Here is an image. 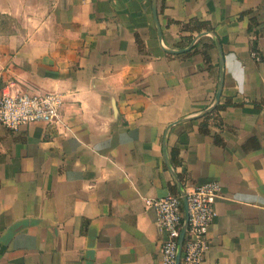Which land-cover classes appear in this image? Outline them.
<instances>
[{
  "label": "crops",
  "instance_id": "1",
  "mask_svg": "<svg viewBox=\"0 0 264 264\" xmlns=\"http://www.w3.org/2000/svg\"><path fill=\"white\" fill-rule=\"evenodd\" d=\"M152 4L0 0V95L67 94V128L0 124V264H161L146 200L180 195L176 179L221 189L203 264H264V0H158L162 40ZM194 22L225 59L206 123L214 40L165 50L187 49Z\"/></svg>",
  "mask_w": 264,
  "mask_h": 264
},
{
  "label": "built area",
  "instance_id": "2",
  "mask_svg": "<svg viewBox=\"0 0 264 264\" xmlns=\"http://www.w3.org/2000/svg\"><path fill=\"white\" fill-rule=\"evenodd\" d=\"M256 36L253 35V41ZM251 58L257 62L261 56L256 48ZM10 82L0 95V124L10 130L41 123L48 127L67 128L64 107L67 94L61 92L14 91ZM59 130V129H58ZM189 226L182 250L181 264H203L210 248L209 229L218 213L216 202L221 195L220 186L208 182L190 188L187 192ZM146 205L157 214V227L165 234L161 248V264H176L178 243L184 224V208L180 195L168 194L163 198H149Z\"/></svg>",
  "mask_w": 264,
  "mask_h": 264
},
{
  "label": "water",
  "instance_id": "3",
  "mask_svg": "<svg viewBox=\"0 0 264 264\" xmlns=\"http://www.w3.org/2000/svg\"><path fill=\"white\" fill-rule=\"evenodd\" d=\"M157 1L158 0H153L152 7H153V14H154L155 24H156L157 30H158V37H159L160 40H162V31H161V27H160L159 21H158V13H157V6H156L157 5ZM205 36H210L214 40V42H215V44L217 46V49H218V52H219V59H220V81H219L218 91H217V95H216V99H215L214 104L211 107H208V109H206L204 112L199 114L198 118L204 117V116L209 115L212 112H214L217 109L216 107H218V105L220 103L222 89H223V82H224V60H225L224 59V54H223V51H222V46H221L217 36L213 32H207L206 31V32H202L198 36H196L195 39L192 41L191 45L187 49H182L181 51L180 50L175 51V50H169V49L165 48V50L167 52H170V53L185 52V51L193 48V46L201 38H203ZM188 119H190V118L181 119V120H178V121L172 123L168 127L166 132H169L172 127H174L176 125H179L180 123H182V122H184V121H186ZM164 151H165L166 159L168 160V163L170 165V162H169V159H168L166 145H165ZM176 182H177V187H178V189L180 191V196H181V199L183 201V208H184V224H183V228H182L180 239H179V243H178V253H177V259H176V264H181L183 245H184L185 236H186V233H187V230H188V226H189V215H188V200H187L186 192L184 190L183 185L181 184V182L178 179H176Z\"/></svg>",
  "mask_w": 264,
  "mask_h": 264
},
{
  "label": "trees",
  "instance_id": "4",
  "mask_svg": "<svg viewBox=\"0 0 264 264\" xmlns=\"http://www.w3.org/2000/svg\"><path fill=\"white\" fill-rule=\"evenodd\" d=\"M192 26L193 27L191 29L193 31H197L198 33H201L203 31H208V32L213 31L212 26L204 22H194ZM204 54H205L206 59L209 60L208 52L204 51ZM222 108H224V106L219 105V107H217V110L215 112H212L211 114L205 116L204 118L205 123L209 121L215 115V113ZM204 126H206V124ZM204 126L202 128L203 132H208L207 128H205ZM173 157H174L173 159H175L176 155L175 156L173 155ZM173 192L176 193L177 195L179 194L176 187H173Z\"/></svg>",
  "mask_w": 264,
  "mask_h": 264
}]
</instances>
